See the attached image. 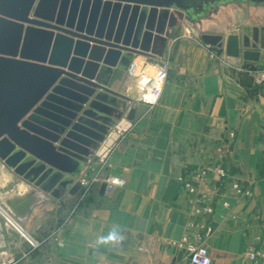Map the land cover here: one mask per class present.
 I'll return each mask as SVG.
<instances>
[{"label": "crops", "instance_id": "obj_1", "mask_svg": "<svg viewBox=\"0 0 264 264\" xmlns=\"http://www.w3.org/2000/svg\"><path fill=\"white\" fill-rule=\"evenodd\" d=\"M232 5L174 27L162 58L136 55L141 65L170 63L159 103L140 102L135 78L115 71L110 87L131 102L79 176L92 182L87 191L55 198L0 160V201L23 229L0 218V264H191L186 243L202 241L207 225L213 264H264L248 256L264 252V49L258 61H245L200 38L264 25L263 5ZM212 165L226 178L202 181L195 197L187 195L184 182ZM107 179L120 184L101 192ZM251 181L252 195L238 200L232 183ZM31 192L23 214L7 205L12 199L23 207ZM196 203L213 212L194 215Z\"/></svg>", "mask_w": 264, "mask_h": 264}, {"label": "water", "instance_id": "obj_2", "mask_svg": "<svg viewBox=\"0 0 264 264\" xmlns=\"http://www.w3.org/2000/svg\"><path fill=\"white\" fill-rule=\"evenodd\" d=\"M243 2L264 6V0H0V160L55 198L76 194L87 161L131 102L110 87L115 71L127 72L136 55L162 58L172 29L187 18ZM200 38L256 62L264 25L226 37L202 31ZM135 114L129 107L126 119ZM34 198L31 192L23 207L12 199L7 205L23 214Z\"/></svg>", "mask_w": 264, "mask_h": 264}, {"label": "built area", "instance_id": "obj_3", "mask_svg": "<svg viewBox=\"0 0 264 264\" xmlns=\"http://www.w3.org/2000/svg\"><path fill=\"white\" fill-rule=\"evenodd\" d=\"M170 68V63L167 60H162L159 63L155 64H145L141 65L140 63L133 61L128 74L131 77H134L136 80L137 89L139 91V101L147 104L148 106H153L159 103L164 95L165 86L168 78V71ZM264 81V73L260 74L259 82ZM120 134L124 133L125 130H119ZM232 134V133H231ZM227 173L225 169L220 165L206 166L199 169L196 173L192 175L187 181L184 182V192L189 196H196L198 194V185L202 181H207L213 178H226ZM98 177L95 176L92 181H97ZM82 186L86 187V191L91 186V181L88 183L85 179H82ZM120 184L118 179H107L106 180V190L112 192ZM252 185L253 181L249 182L247 185H241L239 182L232 183V189L236 193L238 200L252 195ZM225 206H228V203H224ZM192 213L194 215H200L202 213L211 214L213 208L209 205H200L196 203L192 206ZM0 218H2L7 224L13 226L20 232H23L22 227L19 225L14 215L11 213L9 208L0 201ZM211 226L207 225L205 227V234L202 241L193 242L187 241V238L184 237L186 243V249L188 251V259L191 264H213V260L209 254L208 248L206 246V240L208 236L212 233ZM30 242L33 246H36V243L30 239ZM248 256L253 260H263L264 261V252L251 249L248 251Z\"/></svg>", "mask_w": 264, "mask_h": 264}, {"label": "rangeland", "instance_id": "obj_4", "mask_svg": "<svg viewBox=\"0 0 264 264\" xmlns=\"http://www.w3.org/2000/svg\"><path fill=\"white\" fill-rule=\"evenodd\" d=\"M231 6H233L232 4L231 5H228L226 7H223L224 9H233Z\"/></svg>", "mask_w": 264, "mask_h": 264}, {"label": "clouds", "instance_id": "obj_5", "mask_svg": "<svg viewBox=\"0 0 264 264\" xmlns=\"http://www.w3.org/2000/svg\"><path fill=\"white\" fill-rule=\"evenodd\" d=\"M110 238H114V237H110Z\"/></svg>", "mask_w": 264, "mask_h": 264}]
</instances>
